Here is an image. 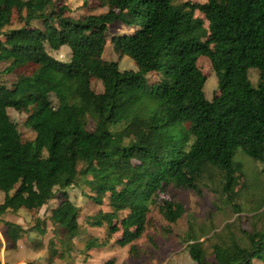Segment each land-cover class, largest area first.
I'll list each match as a JSON object with an SVG mask.
<instances>
[{"label":"trees","instance_id":"1","mask_svg":"<svg viewBox=\"0 0 264 264\" xmlns=\"http://www.w3.org/2000/svg\"><path fill=\"white\" fill-rule=\"evenodd\" d=\"M94 1L106 12L73 17L65 0H0V63H6L0 73L14 77L10 87L0 81V218L39 210L58 190L46 264L74 263L80 210L70 201L69 188L78 187L107 209L84 219L90 228L106 229V241L87 235L81 254L88 255L118 232L122 247L140 239L154 207L174 224L185 207L161 199L172 189L198 197L208 189L215 209L238 213L232 200L242 175L236 153L264 164V0ZM115 22L131 32L109 38L118 61H105ZM62 46L70 49L68 62L47 52ZM200 56L210 61L217 81L210 100L197 66ZM123 57L136 69L121 71ZM250 69L258 71L256 86ZM92 80L101 83V93L92 90ZM8 108L26 115L32 140H22ZM121 124V131H110ZM212 171L219 177H211ZM259 213L250 218L249 229L237 216L220 231L211 221L189 216L182 237L189 258L195 264H264V220L255 224L264 219V205ZM3 225L6 250H15L31 232L46 234L38 218L29 229ZM32 249L42 250L43 243ZM130 252L133 259L143 255L152 262L153 236L143 249Z\"/></svg>","mask_w":264,"mask_h":264},{"label":"rangeland","instance_id":"2","mask_svg":"<svg viewBox=\"0 0 264 264\" xmlns=\"http://www.w3.org/2000/svg\"><path fill=\"white\" fill-rule=\"evenodd\" d=\"M71 10L73 17L84 16L88 14H101L106 12V9L97 8L94 0H65ZM191 1L194 3H205L207 0H183ZM195 17L202 18L203 16L199 12H195ZM204 20V19H203ZM16 27L15 21L12 24ZM208 24L204 21L203 28L207 30ZM131 32V29L115 22L109 26V32L107 36V42L102 54V58L105 61H118V57L112 50V45L109 42V38L113 35H122ZM48 54L56 60L62 62H68L70 59V49L67 46L60 47L57 51H50L47 48ZM6 66V63H0V72ZM197 66L199 70L205 75L206 81L203 86L204 96L207 100H210L213 92L217 87L216 77L212 71L210 61L200 56L197 60ZM119 67L121 71L135 70V63L128 57H123L119 60ZM248 77L253 86H256L258 82V71L250 69L248 71ZM0 81L10 87L14 81V77L11 75H5L0 73ZM91 88L95 93L102 92V85L99 81L92 80ZM7 114L10 119L16 123L18 131L23 141L32 140L35 136L34 132L28 128L24 123L26 120L25 114L17 113L12 108L7 109ZM124 125H117L109 127L110 131L117 133L122 130ZM92 121L88 122L87 130H93ZM234 160L241 165V179L240 184L234 189L235 194L232 195L233 203L238 205L239 211L233 212L229 208H223L217 210L214 208L213 203L215 201L214 193L208 189H204L202 196L198 197L193 192L182 190H170L161 199L171 200L174 202H181L185 207L184 215L177 220L174 224H170L163 220L156 207L153 208L152 213L149 215V225L146 232L138 240H135L128 245L122 247L117 244V240L121 239V233L114 234L107 243L106 247L102 250L86 252L81 254L83 244L87 235L98 237L100 240L106 239L105 228H90L84 224V219L87 216L95 214L98 210L107 209L95 205L91 200L84 197L80 193L78 187H72L67 190L70 201L79 208L80 214L78 223L80 225V234L73 240L74 250L72 256L74 257L73 264H195L188 256L185 250V245L182 243V237L186 232L187 222L189 216L197 218L198 223L208 224L211 221L214 225L215 231H220L223 225L227 222H233L237 216L242 219V228H250V218L252 215H260L264 205V164L255 162L247 157L241 150L235 155ZM211 177H219L218 173L212 171ZM3 201V193L0 192V203ZM61 201V193L57 190L55 197L50 200L45 206L39 210L31 212L20 209L16 213L7 212L0 218V264H46L47 257V242L52 237L51 219L59 210ZM209 214H211L209 216ZM38 218L44 221L46 226V234L43 237H39L36 233H29V238L26 236L18 241L17 248L15 250L5 251L2 244V236L5 232L3 222L18 223L22 227L27 229L32 228L35 223V219ZM254 218V217H253ZM252 218V219H253ZM264 219L256 221V226L260 227ZM169 232H166V231ZM152 235L157 246V257L150 262L147 258L141 255L138 259L131 257L130 248L134 251L137 249H143L147 244V236ZM209 237V236H208ZM32 239V240H30ZM202 238L200 241H203ZM43 243V249L35 252L32 247L37 243ZM204 248L207 251L209 260H212V254L210 250V243L205 242ZM4 253V254H3ZM52 264H64L58 259H54ZM253 264H261L254 262Z\"/></svg>","mask_w":264,"mask_h":264},{"label":"crops","instance_id":"3","mask_svg":"<svg viewBox=\"0 0 264 264\" xmlns=\"http://www.w3.org/2000/svg\"><path fill=\"white\" fill-rule=\"evenodd\" d=\"M2 241V244H3V246H4V242H3V239L1 240ZM4 249H5V247H4ZM5 251H7L6 249H5ZM4 254V253H3ZM3 263H6L7 264V262L5 261V262H3Z\"/></svg>","mask_w":264,"mask_h":264}]
</instances>
